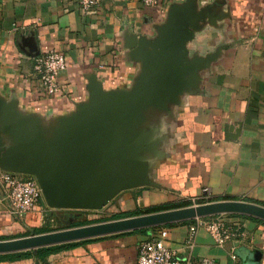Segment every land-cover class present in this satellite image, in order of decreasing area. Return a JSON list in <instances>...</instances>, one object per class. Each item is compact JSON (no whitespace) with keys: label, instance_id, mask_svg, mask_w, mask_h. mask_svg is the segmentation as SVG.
Here are the masks:
<instances>
[{"label":"crops","instance_id":"obj_1","mask_svg":"<svg viewBox=\"0 0 264 264\" xmlns=\"http://www.w3.org/2000/svg\"><path fill=\"white\" fill-rule=\"evenodd\" d=\"M159 2L153 8L141 0H102L86 14L73 0H0V127L5 134L17 121L36 131L42 145L56 142L81 107L94 105V93L126 95L165 65L171 71L159 83L168 90L164 102L148 101L116 124L129 144L126 164L142 181L101 211L112 216L190 206L204 188L210 201L264 205V0ZM51 48L65 55L67 67L58 76L59 92L48 96L33 64ZM69 211L41 200L16 217L0 181V239L66 228L74 215ZM224 216L241 223L244 237L223 246L203 227L189 245L191 219L91 238L43 260L0 264H136L139 243L162 228L178 259L264 264V225Z\"/></svg>","mask_w":264,"mask_h":264},{"label":"water","instance_id":"obj_2","mask_svg":"<svg viewBox=\"0 0 264 264\" xmlns=\"http://www.w3.org/2000/svg\"><path fill=\"white\" fill-rule=\"evenodd\" d=\"M153 68L126 95L94 93V105L83 106L65 123L60 139L41 144L36 131L13 121L8 132L0 127V170L31 175L37 180L47 207L99 210L120 191L141 183L125 160L128 142L116 124L133 118L148 101L164 102L170 68ZM16 139L14 140L13 139ZM10 140L15 142H10ZM220 214H239L264 221V205L243 200H217L141 215L71 226L27 236L0 239V255L76 242L105 235L149 229L175 222ZM260 252H254L258 258Z\"/></svg>","mask_w":264,"mask_h":264},{"label":"built area","instance_id":"obj_3","mask_svg":"<svg viewBox=\"0 0 264 264\" xmlns=\"http://www.w3.org/2000/svg\"><path fill=\"white\" fill-rule=\"evenodd\" d=\"M73 1L86 14L96 11L102 2V0ZM141 2L146 7L156 8L160 6L159 0H141ZM66 67L65 55L53 48L35 57L33 70L37 75L45 95L52 96L59 92L58 76ZM0 181L7 191L9 212L16 217L23 216L36 207L41 200L44 201L41 188L35 177L31 175L19 176L14 172L0 170ZM203 193L204 195L196 204L211 202L208 195V188H204ZM200 227L205 228L219 246H223L229 240L244 237V230L241 223L238 221H229L223 214L197 217L194 219V223L188 227L189 245L193 243V238ZM167 236L168 230L162 228L157 234L140 242L138 245L136 264H217L215 260L208 257H203L195 261L178 259L175 253L164 243ZM231 257L233 259L236 258L234 254Z\"/></svg>","mask_w":264,"mask_h":264},{"label":"trees","instance_id":"obj_4","mask_svg":"<svg viewBox=\"0 0 264 264\" xmlns=\"http://www.w3.org/2000/svg\"><path fill=\"white\" fill-rule=\"evenodd\" d=\"M151 211L152 210H150V209L136 208L134 211H132L130 213L114 214V215H112L111 218L104 219V220H85L83 222H72L71 224L68 223L67 227L84 225V224H89V223H94V222H100V221H105V220L117 219V218L125 217L123 215H127V216L141 215V214L150 213ZM230 215H238V214H230ZM246 217H249V218H252V219H256L258 222H260V223H262L264 225V221L263 220H260L258 218H254V217H251V216H246ZM43 231H46V228H43V227L42 228H37V229L33 230L32 233L35 234V233H40V232H43ZM88 240H90V239L76 241V242H70V243H64V244H59V245H53V246H48V247H42V248H39L36 252H34L32 250H28V251H22V252L11 253V254H1L0 255V261H14V260H18V259L28 258L30 256H34L37 259L43 260L47 256H49L50 254L55 253L56 251H58L60 249L72 247V246H75L78 243H81V242H84V241H88Z\"/></svg>","mask_w":264,"mask_h":264},{"label":"rangeland","instance_id":"obj_5","mask_svg":"<svg viewBox=\"0 0 264 264\" xmlns=\"http://www.w3.org/2000/svg\"><path fill=\"white\" fill-rule=\"evenodd\" d=\"M102 209H99V210H89V211H81L83 213H80V219H77L75 222H83L85 220H97L98 218H105V219H108V218H111L112 216L108 215V211H101ZM69 212H76V211H69ZM224 215V214H223ZM66 220L68 221L67 223H69V217L66 218ZM112 220V219H110ZM106 221V220H105ZM66 223V224H67ZM57 230V229H56Z\"/></svg>","mask_w":264,"mask_h":264},{"label":"flooded vegetation","instance_id":"obj_6","mask_svg":"<svg viewBox=\"0 0 264 264\" xmlns=\"http://www.w3.org/2000/svg\"><path fill=\"white\" fill-rule=\"evenodd\" d=\"M75 213V212H74Z\"/></svg>","mask_w":264,"mask_h":264}]
</instances>
